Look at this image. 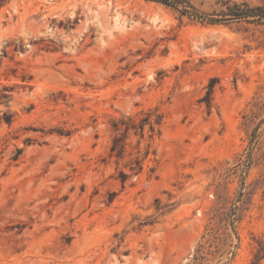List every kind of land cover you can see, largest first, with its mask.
Here are the masks:
<instances>
[{"label": "rangeland", "instance_id": "obj_1", "mask_svg": "<svg viewBox=\"0 0 264 264\" xmlns=\"http://www.w3.org/2000/svg\"><path fill=\"white\" fill-rule=\"evenodd\" d=\"M0 264H264V0H0Z\"/></svg>", "mask_w": 264, "mask_h": 264}, {"label": "trees", "instance_id": "obj_2", "mask_svg": "<svg viewBox=\"0 0 264 264\" xmlns=\"http://www.w3.org/2000/svg\"><path fill=\"white\" fill-rule=\"evenodd\" d=\"M256 9L262 10L260 7H257ZM161 117L162 115L157 111V109H149L147 111H141L138 118L128 117L126 119H120L115 123V127L120 128L123 126L125 132L131 128L135 130L138 129L141 137L144 136L145 131H148V135L150 136L154 131L155 126L160 124ZM122 147L123 144L121 143V139L119 137L114 138L111 151L116 150L121 152Z\"/></svg>", "mask_w": 264, "mask_h": 264}]
</instances>
